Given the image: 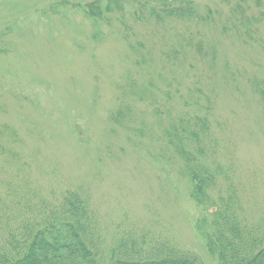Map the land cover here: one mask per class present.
Segmentation results:
<instances>
[{
    "label": "rangeland",
    "instance_id": "obj_1",
    "mask_svg": "<svg viewBox=\"0 0 264 264\" xmlns=\"http://www.w3.org/2000/svg\"><path fill=\"white\" fill-rule=\"evenodd\" d=\"M90 1L0 0V141L13 150L0 154V206L14 196L50 201L79 189L90 200L104 251L131 231L146 240L168 238L202 264H217L195 229L202 210L178 165L153 160L147 155L152 139L140 140L109 120L128 73L145 80L148 73L135 70L117 21L95 24L80 12ZM194 1L228 9L220 0ZM244 5L264 10V0ZM256 28L217 32L216 75L201 64L162 74L175 96L194 95L198 87L208 96L214 92L218 160L226 164L245 217L264 231V111L242 84L252 74L264 77V21ZM170 32L154 38L157 59ZM130 119L139 126V111ZM5 185L14 196L6 195Z\"/></svg>",
    "mask_w": 264,
    "mask_h": 264
},
{
    "label": "trees",
    "instance_id": "obj_2",
    "mask_svg": "<svg viewBox=\"0 0 264 264\" xmlns=\"http://www.w3.org/2000/svg\"><path fill=\"white\" fill-rule=\"evenodd\" d=\"M220 3L228 7L226 13L194 0H91L79 7L95 24L117 21L134 55L135 70L148 73L147 80L128 73L117 88L109 120L135 131L140 140L152 139L153 151L149 148L147 155L153 160L178 165L180 177L189 182L190 198L202 210L195 229L217 264H264L261 224L247 220L241 197L225 174L226 164L218 160L214 92L208 96L198 87L194 95L175 96L162 74L166 68L178 72L201 64L216 75L212 42L218 43V33L242 28L248 33L264 21V10L244 5L246 0ZM167 29L171 38L157 59L154 38H163ZM234 79L226 78L223 86ZM244 79L243 87L264 111V77L252 74ZM138 111L141 121L134 127L130 117L135 118ZM148 116L151 124L145 122ZM6 149L13 151L0 141V154ZM5 187L6 195L14 196L15 190ZM51 199L32 196L23 201L14 196L10 204L0 206V264H202L198 255L168 238L146 240L145 235L139 238L131 231L115 239L106 252L83 191L68 188L57 200Z\"/></svg>",
    "mask_w": 264,
    "mask_h": 264
}]
</instances>
